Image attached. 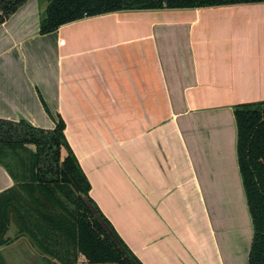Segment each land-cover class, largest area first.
<instances>
[{
	"label": "crops",
	"instance_id": "0c3cea01",
	"mask_svg": "<svg viewBox=\"0 0 264 264\" xmlns=\"http://www.w3.org/2000/svg\"><path fill=\"white\" fill-rule=\"evenodd\" d=\"M41 1L0 25V119L64 120L91 198L143 264H249L234 106L264 101V2L111 12L42 34ZM134 128L143 139L118 157L103 134ZM14 184L0 164V193Z\"/></svg>",
	"mask_w": 264,
	"mask_h": 264
},
{
	"label": "trees",
	"instance_id": "16d2710c",
	"mask_svg": "<svg viewBox=\"0 0 264 264\" xmlns=\"http://www.w3.org/2000/svg\"><path fill=\"white\" fill-rule=\"evenodd\" d=\"M27 1L0 0V25ZM48 2L40 23L42 34L111 12L199 8L264 0ZM234 114L239 167L254 227L249 264H264V101L236 104ZM64 130L62 118L53 130L35 127L25 119L18 123L0 119V153L4 155L0 156V164L15 182L0 193V244L11 242L8 232L14 224L17 238H30L35 246L61 264H76L81 258L80 264H143L91 198V183ZM27 144L35 145V150H29ZM17 148L28 150L29 160L22 161L16 153L11 156ZM105 225L112 229L118 242Z\"/></svg>",
	"mask_w": 264,
	"mask_h": 264
},
{
	"label": "rangeland",
	"instance_id": "374dc122",
	"mask_svg": "<svg viewBox=\"0 0 264 264\" xmlns=\"http://www.w3.org/2000/svg\"><path fill=\"white\" fill-rule=\"evenodd\" d=\"M46 1L47 0H42L41 2ZM121 121L123 122L122 119ZM119 128L123 129V127ZM96 136L97 134H94V137ZM103 136H110V139H113L115 142H117V146L120 148L116 150V153L118 154V157L122 158H124V156L128 155V153L130 152V143L133 142L134 144H137L143 139L141 132H138L136 128H134L133 132L118 131L116 133L103 134ZM125 143H128V145L124 147ZM27 148L31 151H34L35 145L27 144ZM15 153L22 158V161L25 159L29 160L30 158V152L22 148H17L14 151L12 150V153L10 155L14 156L16 155ZM0 154L1 157H4L2 153ZM8 236H10L11 242L8 245L0 244V259L2 260L1 262H3L4 264H61L55 259L47 256V254L44 253L38 246H35L30 240V238L24 236L17 238V228L14 227V224L8 232ZM20 241H24L26 242V244H23V242L21 243ZM82 260L83 259L81 258L80 261L82 262ZM80 261H78V263L76 264H80Z\"/></svg>",
	"mask_w": 264,
	"mask_h": 264
},
{
	"label": "water",
	"instance_id": "95a60500",
	"mask_svg": "<svg viewBox=\"0 0 264 264\" xmlns=\"http://www.w3.org/2000/svg\"><path fill=\"white\" fill-rule=\"evenodd\" d=\"M106 227H107V229L109 230V233L113 236V239L115 240V241H117L118 242V239H117V237L115 236V234L113 233V231H112V229L108 226V225H105ZM119 244V243H118ZM120 245V244H119Z\"/></svg>",
	"mask_w": 264,
	"mask_h": 264
}]
</instances>
